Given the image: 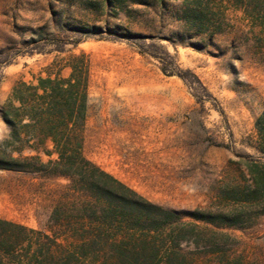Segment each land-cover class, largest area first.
Here are the masks:
<instances>
[{
  "label": "rangeland",
  "instance_id": "rangeland-1",
  "mask_svg": "<svg viewBox=\"0 0 264 264\" xmlns=\"http://www.w3.org/2000/svg\"><path fill=\"white\" fill-rule=\"evenodd\" d=\"M226 7L221 22L198 31L178 19L173 1L134 7L127 18L89 0H0V111L16 83L66 77L70 57L83 54L86 158L182 222H193L190 212H218L245 184L241 162L262 159L255 122L264 109V19ZM7 134L0 117V143ZM66 184L0 170V218L44 230ZM211 230L229 236L231 258L264 264V215L246 228Z\"/></svg>",
  "mask_w": 264,
  "mask_h": 264
},
{
  "label": "trees",
  "instance_id": "trees-1",
  "mask_svg": "<svg viewBox=\"0 0 264 264\" xmlns=\"http://www.w3.org/2000/svg\"><path fill=\"white\" fill-rule=\"evenodd\" d=\"M130 17L134 7L179 3V20L201 28L223 20L226 5L262 15L264 0H89ZM95 5V4H94ZM66 77L19 81L0 111L8 134L0 143V170L61 178L67 184L44 230L0 218V264H191L189 257L213 254L219 264H241L227 255L229 236L264 215V109L255 122L260 160L246 158L242 187L225 194L218 212L181 214L140 196L84 155L89 59L71 56ZM24 152L33 155L22 156ZM13 154L17 157H13ZM42 157H46L44 161ZM202 224V226L199 225ZM194 252L184 253L182 244Z\"/></svg>",
  "mask_w": 264,
  "mask_h": 264
}]
</instances>
